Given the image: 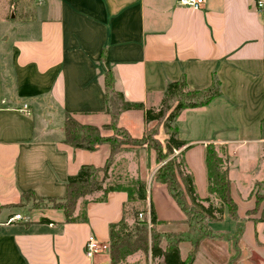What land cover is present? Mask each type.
I'll return each mask as SVG.
<instances>
[{
  "label": "crops",
  "instance_id": "obj_1",
  "mask_svg": "<svg viewBox=\"0 0 264 264\" xmlns=\"http://www.w3.org/2000/svg\"><path fill=\"white\" fill-rule=\"evenodd\" d=\"M259 1L204 0L194 9L178 0H40L24 18L0 8V264H110L109 251L89 257L85 244L89 235L109 243V226L122 217L126 191L80 198L73 221L50 203L63 199L67 177L81 165L101 166L109 154L107 144L93 151L66 144L63 130L66 114L97 127L110 122L107 72L127 101L146 107L160 104L170 81L184 77L193 90L219 81L218 96L182 110L174 124L178 138L190 145L183 159L199 197L208 196L206 145L228 156L236 217L224 208L220 219L204 217L198 230L163 183L151 177L157 183L153 193L140 174L147 188L144 206L153 205L158 231L185 233L178 242L180 260L198 240L192 264H264ZM118 124L133 137L147 126L140 109L123 111ZM16 213L21 218L9 221ZM160 247L165 250L166 242ZM152 258L173 264L162 255L137 261L138 252L121 264H152Z\"/></svg>",
  "mask_w": 264,
  "mask_h": 264
},
{
  "label": "trees",
  "instance_id": "obj_2",
  "mask_svg": "<svg viewBox=\"0 0 264 264\" xmlns=\"http://www.w3.org/2000/svg\"><path fill=\"white\" fill-rule=\"evenodd\" d=\"M104 94L106 112L110 115L109 123L102 127L82 124L71 114H66L63 130L66 144L90 151L96 150L102 144H107L109 154L103 165L83 164L76 174L69 175L66 180L65 196L61 200H50L51 206L62 209L66 219L73 221L76 205L80 198L101 192L100 199H103L110 191L124 190L127 193V201L123 205L122 217L118 222L109 226L110 264H121L128 256L136 252L150 254L152 257L162 255L168 263L192 264L197 251L198 240L192 242V247L185 260H180L178 256V242L181 240V236L173 242H167L165 250L161 249V235L154 227L157 221L154 207L152 204L149 205L148 209L144 206L147 199L146 181L144 179L136 178L131 187L114 185L111 182L107 186L105 180L114 165L115 157L125 150V146L138 144L145 147L146 145L149 147H147L148 149L155 151V163L159 164L152 178L167 187L169 194L187 217L191 215V212H194L200 217V222L204 217L220 219L224 208L232 217H236V204L230 193L228 156L225 153L219 154L215 144L208 143L206 145L204 161L208 196L199 197L191 174L186 172L183 159V150L190 145L178 138L177 128L174 124L182 110L205 106L218 96L220 94L219 81L213 78L211 85L201 90L190 89L184 77L170 81L166 85L157 110L154 107H146L142 102L127 101L124 95L115 89L113 76L109 72L105 74L104 78ZM130 109L143 110L147 126L140 137L131 136L124 127L118 124L119 115ZM152 121L154 123L148 125ZM160 129L167 136L163 140L157 138ZM102 130H111L112 132L103 134ZM38 203L40 204V202ZM39 204L33 202V206ZM128 205H132V209L149 214V220L154 227L150 230L151 241L148 237L147 218L143 220L136 218L133 228H129L126 210ZM40 222H50V220L41 218ZM170 236V234L166 235L167 238Z\"/></svg>",
  "mask_w": 264,
  "mask_h": 264
},
{
  "label": "rangeland",
  "instance_id": "obj_3",
  "mask_svg": "<svg viewBox=\"0 0 264 264\" xmlns=\"http://www.w3.org/2000/svg\"><path fill=\"white\" fill-rule=\"evenodd\" d=\"M40 0H0V8H8L7 14H10L14 12L18 17L24 18L25 15L29 14L32 10L35 9V7L38 5ZM9 4V5H8ZM6 6V7H5ZM156 110L158 109L159 105L153 106ZM154 123V121H152ZM110 131L111 130H106ZM157 138L159 140H163V134L162 130L160 129V132L157 135ZM148 147V146H147ZM145 145V147H142L138 144H133L129 146H125L123 151H121L116 157H115V162L112 166L114 167V170H111L108 172V177L105 181H107V184L111 182L114 185H121L124 187H131L133 180L136 178H141L139 175L142 174L143 176L146 175L148 179V185L147 188L150 189V186H152V192L155 193L156 190L154 189L155 186H157L156 182L153 181L151 183V177L152 175L156 172L159 164L155 163V151L152 149H148ZM121 159H118V158ZM149 158H152V162L150 163ZM137 168V170H136ZM136 170V171H134ZM138 173V175H136ZM138 176V177H136ZM109 186V184L107 185ZM39 204L38 202H36ZM132 205H128L127 207V217L129 221V228H133L135 219L137 220H143L144 218H149L147 214L142 213L141 210H135L131 208ZM138 211V212H137ZM187 221L192 223L193 226L200 224V217L198 214L191 212V215L187 217ZM147 224V229H148V237L149 241H151V234L150 230L152 229V224L149 220V222H146ZM156 231L160 233L162 242L165 241L166 244L167 242L175 241L177 238H180L181 240L183 239L182 236H185V233L183 232H174V231H166V232H160L154 226ZM153 227V228H154ZM198 230L200 229V226L197 225L196 227ZM195 231V230H194ZM167 234H170V237H166ZM199 234V233H197ZM184 240V239H183ZM162 244V243H161ZM139 254V259L137 261L140 262H145L149 261L151 255L144 254L143 252H138ZM157 261L156 259L152 258V264H155Z\"/></svg>",
  "mask_w": 264,
  "mask_h": 264
},
{
  "label": "built area",
  "instance_id": "obj_4",
  "mask_svg": "<svg viewBox=\"0 0 264 264\" xmlns=\"http://www.w3.org/2000/svg\"><path fill=\"white\" fill-rule=\"evenodd\" d=\"M180 5L190 7V8H200L204 2V0H178ZM257 7L259 9L264 7V2L259 1L257 3ZM23 111L28 113V106L27 104H24ZM149 216V214H148ZM21 216L20 214L16 213L12 217L9 218V221L11 220H17L20 219ZM147 222H149V218L147 219ZM103 251H109V243L105 242H100L98 241L93 235H89L86 244H85V252L87 256L92 257L94 254L98 252H103Z\"/></svg>",
  "mask_w": 264,
  "mask_h": 264
}]
</instances>
